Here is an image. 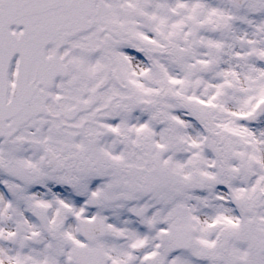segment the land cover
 <instances>
[{
	"label": "snow or ice",
	"instance_id": "1",
	"mask_svg": "<svg viewBox=\"0 0 264 264\" xmlns=\"http://www.w3.org/2000/svg\"><path fill=\"white\" fill-rule=\"evenodd\" d=\"M0 264H264V0H0Z\"/></svg>",
	"mask_w": 264,
	"mask_h": 264
}]
</instances>
